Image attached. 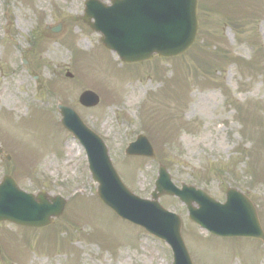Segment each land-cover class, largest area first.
I'll return each instance as SVG.
<instances>
[{
    "label": "rangeland",
    "instance_id": "obj_1",
    "mask_svg": "<svg viewBox=\"0 0 264 264\" xmlns=\"http://www.w3.org/2000/svg\"><path fill=\"white\" fill-rule=\"evenodd\" d=\"M84 1L0 0V180L7 174L23 192L67 201L46 228L1 223L0 264L172 262L163 242L97 200L83 149L60 127L59 102L105 142L136 196L150 199L161 164L177 187L194 185L220 203L228 188L237 189L253 203L264 230V1L248 17L254 0L248 6L235 0L238 8L230 3L229 10L239 15L225 17L198 0L191 48L131 67L106 53L99 35L79 20ZM59 23L58 34L43 29ZM218 50L229 61H211ZM235 58L247 62L236 66ZM83 90L97 94L95 108L78 103ZM239 108L259 122L246 133L237 122ZM140 133L153 160L124 156ZM159 203L180 216L193 264H264L261 242L208 235L188 221L177 199L161 196Z\"/></svg>",
    "mask_w": 264,
    "mask_h": 264
},
{
    "label": "water",
    "instance_id": "obj_2",
    "mask_svg": "<svg viewBox=\"0 0 264 264\" xmlns=\"http://www.w3.org/2000/svg\"><path fill=\"white\" fill-rule=\"evenodd\" d=\"M147 1L132 0L127 13L123 9L131 0H111L110 8L97 0H88L81 20L101 35L102 45L115 52L123 63H140L150 60L154 54L174 57L186 52L197 33L196 0H151V6ZM79 102L85 107H93L98 99L86 92ZM58 110L62 125L85 147L99 200L119 218L165 241L172 249L174 264L192 263L181 237L180 218L162 210L157 201L161 195L177 197L186 205L189 219L215 236L252 238L264 244V233L253 205L246 198L242 201L235 197L233 190H227V201L220 206L192 187L182 185V190H177L170 183L164 167L159 166L151 201L139 200L122 185L103 143L85 129L71 109L59 105ZM126 154L154 157L150 145L142 137L129 146ZM65 205L60 197L50 198L43 192L37 196L25 194L9 177H4L0 184V223L7 221L29 228H43L52 223V218L62 215Z\"/></svg>",
    "mask_w": 264,
    "mask_h": 264
},
{
    "label": "trees",
    "instance_id": "obj_3",
    "mask_svg": "<svg viewBox=\"0 0 264 264\" xmlns=\"http://www.w3.org/2000/svg\"><path fill=\"white\" fill-rule=\"evenodd\" d=\"M217 7H219L217 9H222L223 10L221 2H217ZM227 12H229V11L227 10ZM220 58L222 59V58H225V57L221 55Z\"/></svg>",
    "mask_w": 264,
    "mask_h": 264
},
{
    "label": "bare ground",
    "instance_id": "obj_4",
    "mask_svg": "<svg viewBox=\"0 0 264 264\" xmlns=\"http://www.w3.org/2000/svg\"><path fill=\"white\" fill-rule=\"evenodd\" d=\"M198 104V103H197ZM71 151V147L69 148V152Z\"/></svg>",
    "mask_w": 264,
    "mask_h": 264
}]
</instances>
